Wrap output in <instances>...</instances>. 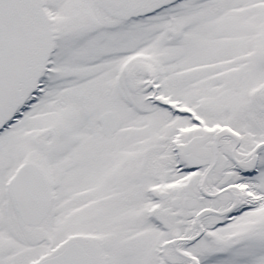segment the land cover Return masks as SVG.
<instances>
[{"label": "snow or ice", "instance_id": "1", "mask_svg": "<svg viewBox=\"0 0 264 264\" xmlns=\"http://www.w3.org/2000/svg\"><path fill=\"white\" fill-rule=\"evenodd\" d=\"M0 264H264V0H0Z\"/></svg>", "mask_w": 264, "mask_h": 264}]
</instances>
